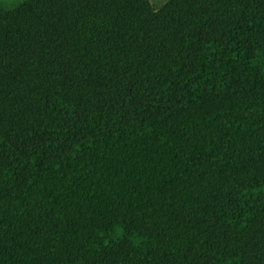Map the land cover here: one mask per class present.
Returning <instances> with one entry per match:
<instances>
[{
  "label": "trees",
  "instance_id": "obj_1",
  "mask_svg": "<svg viewBox=\"0 0 264 264\" xmlns=\"http://www.w3.org/2000/svg\"><path fill=\"white\" fill-rule=\"evenodd\" d=\"M0 264H264V0H0Z\"/></svg>",
  "mask_w": 264,
  "mask_h": 264
},
{
  "label": "rangeland",
  "instance_id": "obj_2",
  "mask_svg": "<svg viewBox=\"0 0 264 264\" xmlns=\"http://www.w3.org/2000/svg\"><path fill=\"white\" fill-rule=\"evenodd\" d=\"M4 2L6 3H10L12 2L13 0H3ZM167 0H150L151 4L156 7V8H159L161 7Z\"/></svg>",
  "mask_w": 264,
  "mask_h": 264
}]
</instances>
